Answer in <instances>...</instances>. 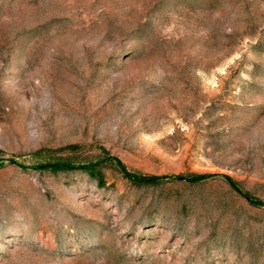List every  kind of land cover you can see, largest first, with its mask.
Instances as JSON below:
<instances>
[{
  "label": "rangeland",
  "instance_id": "rangeland-1",
  "mask_svg": "<svg viewBox=\"0 0 264 264\" xmlns=\"http://www.w3.org/2000/svg\"><path fill=\"white\" fill-rule=\"evenodd\" d=\"M0 264H264V0H0Z\"/></svg>",
  "mask_w": 264,
  "mask_h": 264
},
{
  "label": "trees",
  "instance_id": "trees-1",
  "mask_svg": "<svg viewBox=\"0 0 264 264\" xmlns=\"http://www.w3.org/2000/svg\"><path fill=\"white\" fill-rule=\"evenodd\" d=\"M113 163L116 165L118 170L131 182L139 185L144 184H154L158 182L157 178L154 177H148V176H140L133 173H130L126 170L125 166L117 159H111ZM98 164L94 163H88L84 166H77L71 161H64V160H49L47 162L36 164L35 168L39 170H50V171H56V170H72L75 168H81L85 170L87 173H89L91 176L96 177L97 179L102 181V175L97 170ZM197 176H192L191 178H187L190 181H193L195 179H198Z\"/></svg>",
  "mask_w": 264,
  "mask_h": 264
}]
</instances>
